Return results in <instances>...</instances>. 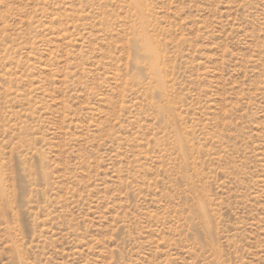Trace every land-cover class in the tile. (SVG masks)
Wrapping results in <instances>:
<instances>
[{"label": "rangeland", "instance_id": "1", "mask_svg": "<svg viewBox=\"0 0 264 264\" xmlns=\"http://www.w3.org/2000/svg\"><path fill=\"white\" fill-rule=\"evenodd\" d=\"M0 264H264V0H0Z\"/></svg>", "mask_w": 264, "mask_h": 264}, {"label": "bare ground", "instance_id": "2", "mask_svg": "<svg viewBox=\"0 0 264 264\" xmlns=\"http://www.w3.org/2000/svg\"><path fill=\"white\" fill-rule=\"evenodd\" d=\"M146 48H147V52H148V54L154 56L153 66H152V67H153V69L155 70L156 67H157V66L155 65V62L157 61V60L155 59L156 51H155V49L153 48V46L151 45V43L148 42V41H146ZM156 72H158V71H156Z\"/></svg>", "mask_w": 264, "mask_h": 264}]
</instances>
